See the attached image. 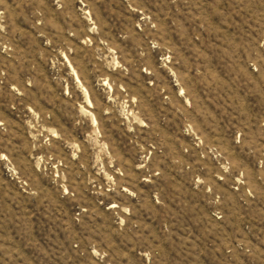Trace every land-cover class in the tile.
I'll return each instance as SVG.
<instances>
[{"label": "rangeland", "instance_id": "obj_1", "mask_svg": "<svg viewBox=\"0 0 264 264\" xmlns=\"http://www.w3.org/2000/svg\"><path fill=\"white\" fill-rule=\"evenodd\" d=\"M261 160L264 0H0V264H264Z\"/></svg>", "mask_w": 264, "mask_h": 264}, {"label": "bare ground", "instance_id": "obj_2", "mask_svg": "<svg viewBox=\"0 0 264 264\" xmlns=\"http://www.w3.org/2000/svg\"><path fill=\"white\" fill-rule=\"evenodd\" d=\"M76 79L77 80L79 79L77 75H76ZM86 95H87V92H86ZM88 103H89V105H91V101L89 100V98H88Z\"/></svg>", "mask_w": 264, "mask_h": 264}, {"label": "built area", "instance_id": "obj_3", "mask_svg": "<svg viewBox=\"0 0 264 264\" xmlns=\"http://www.w3.org/2000/svg\"><path fill=\"white\" fill-rule=\"evenodd\" d=\"M264 160H261L260 164H263Z\"/></svg>", "mask_w": 264, "mask_h": 264}]
</instances>
